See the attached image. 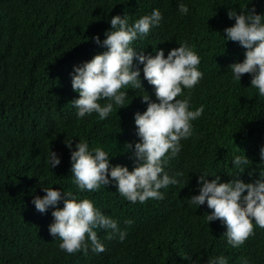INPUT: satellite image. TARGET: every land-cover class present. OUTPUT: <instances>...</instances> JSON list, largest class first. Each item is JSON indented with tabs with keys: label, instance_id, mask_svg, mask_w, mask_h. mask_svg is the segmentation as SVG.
<instances>
[{
	"label": "trees",
	"instance_id": "16d2710c",
	"mask_svg": "<svg viewBox=\"0 0 264 264\" xmlns=\"http://www.w3.org/2000/svg\"><path fill=\"white\" fill-rule=\"evenodd\" d=\"M180 2L188 6L187 14L179 13ZM154 8L162 21L146 38L134 41V49L152 55L163 49L166 56L186 43L200 56L199 70L208 72L190 90L191 110L204 106L191 122L194 138L166 165L169 175H184L177 177L178 184L160 189L163 199L143 203L127 201L111 183L81 192L72 182L65 140H72L73 150L79 139L90 148L101 147L112 156L110 165L131 171L135 158L125 145L138 142L134 114L147 107L140 96L147 93L153 102L156 97L141 71L145 93L128 89L129 104L114 105L104 120L96 113L77 119L70 102L79 94L72 90L70 73L74 65L106 51L92 37L105 38L112 16L127 14L132 23ZM253 8L264 14V0H0V264H208L220 255L228 264H264V228L254 224V235L234 248L220 220L208 224L206 203L197 208L187 202L199 194L197 177L209 174L217 162L224 166V177L223 168L226 174L236 171L233 156L245 155L249 163L238 177L245 183L264 172L259 155L264 96L251 86L250 74H242L240 81L232 78L229 66L244 60L245 49L223 38V30L235 23L227 12ZM49 149L60 157L55 168L46 163ZM218 174L216 169L212 177ZM43 187L90 199L118 222L124 240L97 228L102 252L92 251L90 243L87 251L61 250V241L48 231L53 208L41 213L32 203L33 196L45 195ZM128 219L131 225L124 223Z\"/></svg>",
	"mask_w": 264,
	"mask_h": 264
},
{
	"label": "clouds",
	"instance_id": "9594fccd",
	"mask_svg": "<svg viewBox=\"0 0 264 264\" xmlns=\"http://www.w3.org/2000/svg\"><path fill=\"white\" fill-rule=\"evenodd\" d=\"M177 9L182 15L189 12L182 2L178 3ZM227 15L229 19L234 18L235 23L223 30L224 40L238 42L245 49L244 60L229 66L232 78L240 81L242 74H250L251 86L264 96V14H257L253 8L239 14L229 10ZM196 16H199L198 12ZM161 21L162 13L155 8L132 23L127 14L123 18L112 16L105 38L101 41L99 35L92 37V41L106 51L73 66L71 87L79 98L70 104L76 110L77 119L96 113L104 120L114 105L118 109L127 106V90H143L141 71L143 79L153 86L156 97L153 102L144 90L145 94L140 96L147 107L142 113L134 114L138 142L134 146L131 143L125 145L126 149L133 150L135 158L131 171L127 166L110 165L112 156L101 147L90 148L86 140L79 139L73 150L72 140H65L70 152L72 182L81 192H95L111 183L127 201L143 203L147 199H163L164 193L160 189L178 184L177 177L184 175L182 172L169 175L166 165L180 153L182 145L185 149L188 141L194 138L191 122L201 116L204 106L191 110L190 90L208 72L199 70L200 56L186 43L168 50L166 56L163 49H155L154 55L134 49L133 42L146 38ZM185 89L189 90L188 95L184 94ZM259 155L264 163V147L260 148ZM60 162L57 153L49 149L46 159L49 167L55 168ZM231 163L236 169L232 175L226 174L223 168V177L221 169L224 166L220 162L209 174L201 173L197 177L199 194L192 195L187 202L197 208L206 203L208 224L220 220L226 226L227 244L235 248L254 235V224L264 228V172L254 182L245 183L238 177L245 171L249 159L245 155H235ZM216 169L219 174L213 178ZM42 190L45 195L33 196L32 203L41 213L53 208V221L48 231L61 241V250L70 254L87 251L90 243L92 251L102 252L104 245L97 236V228L111 230V234L119 233V240H124L126 233L119 228L118 222L104 214L90 199L78 200L73 193L61 188L43 187ZM61 201L63 207H56ZM124 223L131 225L133 221L128 219ZM185 258L190 260V257ZM208 264H228V261L220 255Z\"/></svg>",
	"mask_w": 264,
	"mask_h": 264
}]
</instances>
